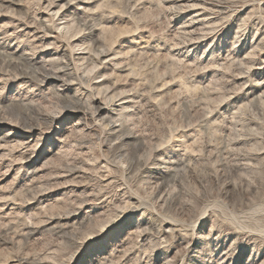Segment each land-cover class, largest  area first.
<instances>
[{"label":"rangeland","instance_id":"rangeland-1","mask_svg":"<svg viewBox=\"0 0 264 264\" xmlns=\"http://www.w3.org/2000/svg\"><path fill=\"white\" fill-rule=\"evenodd\" d=\"M0 264H264V0H0Z\"/></svg>","mask_w":264,"mask_h":264},{"label":"bare ground","instance_id":"bare-ground-1","mask_svg":"<svg viewBox=\"0 0 264 264\" xmlns=\"http://www.w3.org/2000/svg\"><path fill=\"white\" fill-rule=\"evenodd\" d=\"M185 7H186V6H185ZM203 8H204V6H203ZM200 13H201V12H200ZM64 17H65V16H64ZM203 18H204V17H203ZM60 19H61V18H60ZM193 20H194V19H193ZM193 20H192V21H193ZM202 20H203V19H202ZM198 21H199V20H198ZM189 22H190V21H189ZM194 22H197V21L194 20L193 23H194ZM200 22L202 23L203 21H200ZM200 22H199V23H200ZM59 23H60V22H59ZM189 24H190V23H189ZM59 26H60V25H59ZM189 26H190V25H189ZM62 28H63V27H62ZM187 29H188V28H187ZM57 33H58V32H57ZM52 34H53V33H52ZM202 35H203V34H202ZM203 39H204V38H203ZM98 106H99V105H98ZM110 110H111V109H110Z\"/></svg>","mask_w":264,"mask_h":264}]
</instances>
